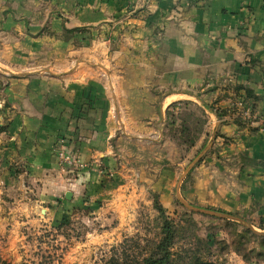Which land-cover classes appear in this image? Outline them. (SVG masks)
<instances>
[{
  "label": "crops",
  "instance_id": "0c3cea01",
  "mask_svg": "<svg viewBox=\"0 0 264 264\" xmlns=\"http://www.w3.org/2000/svg\"><path fill=\"white\" fill-rule=\"evenodd\" d=\"M0 62L30 72L13 76L3 99L0 264L18 263V229L39 211H65L54 204L68 192L102 193L97 170L59 171V137L82 160L114 164L117 147L169 201L178 149L154 136L180 100L226 111L210 114L219 136L185 198L264 211V0H0ZM46 66L61 74L39 72Z\"/></svg>",
  "mask_w": 264,
  "mask_h": 264
},
{
  "label": "rangeland",
  "instance_id": "374dc122",
  "mask_svg": "<svg viewBox=\"0 0 264 264\" xmlns=\"http://www.w3.org/2000/svg\"><path fill=\"white\" fill-rule=\"evenodd\" d=\"M78 62L75 61L73 68ZM96 65L106 72L105 64L97 62ZM48 70L46 66L39 72L61 74L58 70ZM28 74V70L11 72L0 62V144L5 139L2 133L9 130L11 123L10 114L7 110L5 112L6 102L3 101L6 98L5 89L13 76ZM180 101L184 104L176 117L166 112L162 130L154 136L162 143L172 142L178 149L179 164L169 184V188L173 189L170 192L171 201L165 200L167 195L162 190L143 180L137 161L123 156L117 147L114 164L101 158L82 160L70 149L72 155L87 164L84 169H95L101 175L102 193L99 191L93 195L87 188L82 198L75 201L62 195L54 205H65V211H39L41 220L21 224L17 233L20 260L16 264H103L111 257L128 260L130 264H141L149 251L148 246L162 237L165 218L173 220L179 228L173 251L186 257V260L202 248L200 253L203 258L216 264H264V234L257 232H264V211L242 216L238 211H224L211 204L202 207L196 200L189 202L185 198L183 183L206 159L213 146L180 181L190 163L210 141L214 129L208 121L210 114L216 113L204 111V104L197 100ZM175 111L171 110L172 113ZM245 121L248 123L251 120L248 118ZM61 139L64 138L59 137L54 144L55 154ZM58 169L72 174L81 170L75 171L71 167L62 170L60 165ZM135 193L139 198L132 200L130 197ZM182 200L237 219L197 212Z\"/></svg>",
  "mask_w": 264,
  "mask_h": 264
},
{
  "label": "trees",
  "instance_id": "16d2710c",
  "mask_svg": "<svg viewBox=\"0 0 264 264\" xmlns=\"http://www.w3.org/2000/svg\"><path fill=\"white\" fill-rule=\"evenodd\" d=\"M246 95L252 96L251 90L246 89ZM188 105L190 102H185ZM184 104L183 101H177L172 104H170L167 107V114L171 117H176V114L179 110H181L182 105ZM204 111H210L215 112L217 116L220 119H223L226 115V111L221 109H216L214 105L210 103H204L203 105ZM171 110H176V113H172ZM207 121V120H206ZM205 121V122H206ZM168 135V134H166ZM219 136V133H218ZM163 214V211H162ZM178 227L176 223L168 218H165L163 221L162 226V237L155 242L152 246H148L147 255L143 257L141 264H216L213 261H207L203 258L201 255L200 248L199 251H197V254L192 255V259L188 257L189 260H186V257L180 255V253H176L173 251L174 245L176 243V235L178 232ZM264 237V236H262ZM189 261V262H188ZM103 264H130L128 263V260L121 259L119 257H111Z\"/></svg>",
  "mask_w": 264,
  "mask_h": 264
},
{
  "label": "built area",
  "instance_id": "2783aa9c",
  "mask_svg": "<svg viewBox=\"0 0 264 264\" xmlns=\"http://www.w3.org/2000/svg\"><path fill=\"white\" fill-rule=\"evenodd\" d=\"M239 104L241 105L242 103L240 102ZM251 114L252 113L249 110L244 111V115L246 118L252 117ZM56 154L58 156L59 165L62 170H66L70 167L73 170L84 169V167L87 166L84 161L71 154L70 148L68 147V144L64 139H61V141H59V144L56 147Z\"/></svg>",
  "mask_w": 264,
  "mask_h": 264
},
{
  "label": "water",
  "instance_id": "95a60500",
  "mask_svg": "<svg viewBox=\"0 0 264 264\" xmlns=\"http://www.w3.org/2000/svg\"><path fill=\"white\" fill-rule=\"evenodd\" d=\"M217 134H218V128L214 129V132H213L212 137H211L210 141L208 142V144L198 154V156L190 163V165L188 166L187 170L185 171V173H184V175H183L182 180L180 181V183L183 181L184 177H186L187 174L193 169V167L203 158V156L206 155L207 152L211 149V147L213 146V144L215 142V139L217 137ZM70 196H72L71 195V192H68L67 193V197H70ZM182 201L190 209L195 210L197 212L207 213V214H212V215H217V216H222V217H226V218H230V219H237L236 217H234V216H232L230 214H227V213H222V212L215 211V210H212V209H206V208H202V207L193 206L191 204L186 203L184 200H182ZM257 232H259L261 234H264V232H260V231H257Z\"/></svg>",
  "mask_w": 264,
  "mask_h": 264
}]
</instances>
